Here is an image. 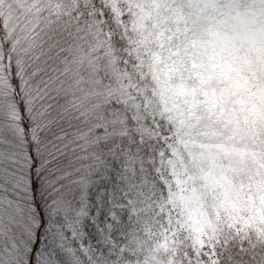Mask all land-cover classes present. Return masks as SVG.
<instances>
[{"label":"snow or ice","instance_id":"1","mask_svg":"<svg viewBox=\"0 0 264 264\" xmlns=\"http://www.w3.org/2000/svg\"><path fill=\"white\" fill-rule=\"evenodd\" d=\"M0 264H264V0H0Z\"/></svg>","mask_w":264,"mask_h":264}]
</instances>
